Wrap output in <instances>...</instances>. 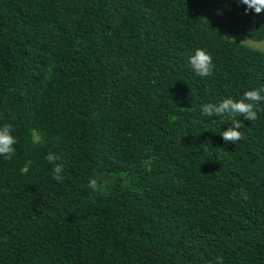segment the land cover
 Wrapping results in <instances>:
<instances>
[{"label":"trees","instance_id":"obj_1","mask_svg":"<svg viewBox=\"0 0 264 264\" xmlns=\"http://www.w3.org/2000/svg\"><path fill=\"white\" fill-rule=\"evenodd\" d=\"M244 9L0 0V125L17 141L0 157V264H264V104L235 144L200 112L264 86V50L226 36L264 39ZM197 47L211 76L188 65Z\"/></svg>","mask_w":264,"mask_h":264},{"label":"clouds","instance_id":"obj_2","mask_svg":"<svg viewBox=\"0 0 264 264\" xmlns=\"http://www.w3.org/2000/svg\"><path fill=\"white\" fill-rule=\"evenodd\" d=\"M239 4L245 6V12L253 11L256 14L264 13V0H238ZM188 65L199 77L211 76L214 70L213 57L204 47L193 49L188 55ZM264 104V86L249 88L245 90L239 98L226 97L217 103H206L200 108L201 115L205 118L221 117V125L231 122L226 129H221L219 134L225 142L233 144L243 139L241 131L243 123L241 117L248 121L257 119L258 106ZM239 117V119H237ZM16 137L13 135L11 124L0 125V157L11 160L16 154L14 145ZM60 158L55 153L46 156L47 162L52 164L51 175L57 181L63 179V163H58ZM98 180L92 178L88 182V187L95 191Z\"/></svg>","mask_w":264,"mask_h":264},{"label":"rangeland","instance_id":"obj_3","mask_svg":"<svg viewBox=\"0 0 264 264\" xmlns=\"http://www.w3.org/2000/svg\"><path fill=\"white\" fill-rule=\"evenodd\" d=\"M226 36L232 39H238L242 42L247 43L248 45L264 50V39L261 41H254L244 35H238V34H233V33H226Z\"/></svg>","mask_w":264,"mask_h":264}]
</instances>
